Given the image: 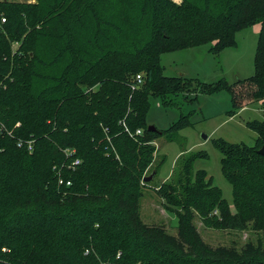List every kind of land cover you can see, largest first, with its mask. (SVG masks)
I'll return each instance as SVG.
<instances>
[{"label":"trees","instance_id":"trees-1","mask_svg":"<svg viewBox=\"0 0 264 264\" xmlns=\"http://www.w3.org/2000/svg\"><path fill=\"white\" fill-rule=\"evenodd\" d=\"M252 24L253 77L227 86L163 75L161 54L207 43L219 54ZM224 90L235 110L264 107V0H0V264H264V239L211 247L193 224L264 237V121L250 125L252 147L216 143L234 213L187 155L156 190L176 236L139 214L153 141L177 140L191 115L150 132L149 98L173 108L175 97Z\"/></svg>","mask_w":264,"mask_h":264},{"label":"rangeland","instance_id":"rangeland-1","mask_svg":"<svg viewBox=\"0 0 264 264\" xmlns=\"http://www.w3.org/2000/svg\"><path fill=\"white\" fill-rule=\"evenodd\" d=\"M8 2L36 3V0H4ZM260 24H252L237 31L234 46L224 48L219 54L211 50L212 44H203L183 50L165 52L160 55L163 75L169 78L182 76L204 85H212L223 80L227 86L237 81H245L255 74L254 58ZM16 46V45H15ZM14 46V47H15ZM150 108L146 114L147 126H154L159 131H166L180 119L181 114L191 115L186 125L178 131V139L167 141L163 136L152 143L155 153L153 165L145 176L160 165L156 176L148 183L142 182V196L139 201V214L146 225L164 227L172 236L177 234V218L174 213L165 210L164 202L156 190L167 181L179 159L187 155H198L192 164L193 172L202 171L206 179H211L213 186L221 191L231 213L235 212L232 188L221 172L218 141L231 145L254 146L256 133L250 128L255 122L264 121V107L260 101H253L247 106L235 110L230 95L226 90L216 95L199 94L195 101L187 103L182 97H175L178 107H163L160 99L149 98ZM202 135L207 139L203 140ZM202 240L211 247L235 246L240 249L244 244H256L263 240L262 232H254L251 227L245 231H225L205 228L199 218L193 220Z\"/></svg>","mask_w":264,"mask_h":264},{"label":"built area","instance_id":"built-area-1","mask_svg":"<svg viewBox=\"0 0 264 264\" xmlns=\"http://www.w3.org/2000/svg\"><path fill=\"white\" fill-rule=\"evenodd\" d=\"M1 22H4V19H2ZM136 81H137V83H140V82H141V77H140V75H137V76H136ZM140 134H141V131H140V130H137V131H136V135H140ZM18 146H21V143H19ZM28 150H29V151L32 150L31 143H28ZM65 153H66V156H67V157H72L73 154H74V150H66ZM79 164H80V160H78V159H74V160L71 162V167L74 168V167L78 166ZM61 183H62V181H60V184H61ZM67 185H70V183H67Z\"/></svg>","mask_w":264,"mask_h":264},{"label":"water","instance_id":"water-1","mask_svg":"<svg viewBox=\"0 0 264 264\" xmlns=\"http://www.w3.org/2000/svg\"><path fill=\"white\" fill-rule=\"evenodd\" d=\"M147 130L150 131V132H157V129L154 126H148ZM202 139L206 140L207 136L206 135H202ZM257 154H259L262 157H264V146H262L260 149L257 150ZM154 175H155V172L152 171L149 176L143 178L142 182L143 183L151 182L153 180Z\"/></svg>","mask_w":264,"mask_h":264}]
</instances>
